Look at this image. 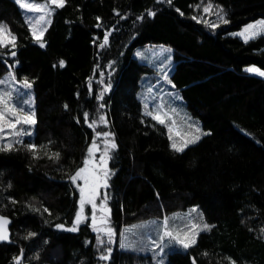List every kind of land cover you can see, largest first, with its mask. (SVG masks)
<instances>
[{
	"label": "trees",
	"instance_id": "1",
	"mask_svg": "<svg viewBox=\"0 0 264 264\" xmlns=\"http://www.w3.org/2000/svg\"><path fill=\"white\" fill-rule=\"evenodd\" d=\"M259 17L264 0H65L41 47L23 9L0 0V22L16 37L14 49L0 47V80L11 70L32 84L26 93L36 119L24 125L31 135L12 137V150H0V216L9 220L0 264H15L22 251L21 264H154L150 254L120 247L123 227L193 204L211 227L188 249L169 251L166 264H264V77L245 69H264V39L230 34ZM155 44L173 48L174 88L209 131L182 152L137 97L150 68L133 52ZM97 132L117 144L100 196L109 214L100 210L99 226L88 219L76 232L59 229L74 223L79 193L70 177ZM5 140L0 136V149ZM94 227H110L111 243Z\"/></svg>",
	"mask_w": 264,
	"mask_h": 264
},
{
	"label": "rangeland",
	"instance_id": "2",
	"mask_svg": "<svg viewBox=\"0 0 264 264\" xmlns=\"http://www.w3.org/2000/svg\"><path fill=\"white\" fill-rule=\"evenodd\" d=\"M24 2L44 4V3H48L49 0H24ZM56 8L57 7L55 5H50V15L46 17V19H50V20L52 19V13ZM22 9L24 11V15L27 22L29 21L30 17H38L39 15L42 14L24 8ZM258 21H264V17H259L257 19L248 21L244 23L241 27L230 31V34L239 37L240 39L245 41L244 37L238 34L241 33L247 25L256 24ZM33 23H35L34 20ZM49 25L50 24L42 23L40 25H37V27L46 28L47 30ZM45 32L46 31H44V34ZM257 39H264V32H262L260 35L255 36L252 39H249L247 42ZM133 56L140 63L145 64L150 68L148 71L144 72L141 75L139 81L140 85L137 90V97L142 104L143 112L145 114L146 112H152L154 115L160 114L162 118L165 119V123L163 125L166 126L168 137L170 136L172 137V139L169 138L170 143L172 144L173 141H175L179 145L195 135H201L202 133H209V131L204 128L202 120L199 117L190 113V111L186 107L182 93L174 88L171 79V70L175 63V53L173 48L166 44L145 45L136 48L133 52ZM250 67H256L261 71H264L262 67L254 63L246 65L245 69H248ZM249 73L260 76L257 73H253V72H249ZM12 76L13 74L11 70H9L5 74V76L0 80L3 81V83H0V97H2L7 102V110L4 109L3 105H0V110L5 111V120L0 121V128L3 129L2 131H0V136H4L6 138V140L4 141L5 145L10 143L9 141L12 137L16 136L14 134L15 130L9 128V125L15 122L12 119L13 113L11 109L15 107L16 108L15 115L21 117L24 114L30 112V104L21 105L18 103L21 97L26 101H30V97L28 95H24V93L27 92V89L22 88V83H21L22 81L19 82L16 80V78L15 80H13L11 78ZM165 77H167V79H165ZM260 77H264V76H260ZM18 89L19 91H17ZM20 127H21L20 125L17 126L18 129ZM22 127L27 131H31L30 127H24V125ZM169 129H171V131ZM196 129H199L200 132H197ZM103 133L104 132L101 133L100 137L96 138V144L98 145L99 151H94V154L91 157L88 155V148L91 146L92 144L91 142L88 145L84 156V161L85 159H89L90 168L93 165L97 166L98 174L101 176H103V169H102L103 165L101 164L99 158L102 155L105 147L104 144L105 137L103 136ZM204 136L205 135H201L200 140ZM83 166L84 165H82V167ZM72 184L79 193L78 209H77L78 212L80 210L79 209L80 192H79V188L77 187V184L83 186V181L78 180L75 184L73 182ZM102 190H103L102 186L97 190V195H96L97 207L95 210L92 209V206L90 204H85L84 207L85 219L82 220V222H80L78 225H76L77 227L76 231H78L81 225L84 224L88 219L90 220L91 223H93L92 220L93 212L95 214L96 223L101 222L102 214L100 213V210H101V206L103 205V202H101L100 196L102 194ZM193 209H195V211H193ZM166 218L168 221L167 229L173 231L174 236L179 235L180 238L183 239L185 233L191 235L193 232H195L196 242L201 233L210 229V228L203 229V225L207 224L211 226V224L208 222V220L202 213L199 205L193 204L188 206L183 211L165 215L162 218H151L144 220L142 222H136L124 226L119 236L120 247L121 245H124V247L121 248L129 249L139 253L150 254L153 258L154 264H166L169 257V251L181 247V245L178 242L174 240H169V238L167 237H165L164 241H160L159 237L165 231L164 221ZM5 219L8 221L5 227L7 229V233L9 237V220L7 218ZM192 225H197L198 227L196 229H191ZM73 226L74 223L72 226L69 227L63 226L62 228L59 229L70 231L69 229H71ZM76 231H72V232H76ZM157 245H160V247H157Z\"/></svg>",
	"mask_w": 264,
	"mask_h": 264
},
{
	"label": "snow or ice",
	"instance_id": "3",
	"mask_svg": "<svg viewBox=\"0 0 264 264\" xmlns=\"http://www.w3.org/2000/svg\"><path fill=\"white\" fill-rule=\"evenodd\" d=\"M15 2L20 7L24 8V9H27V10H30L33 12L42 13L38 17H30L28 23H29V27L31 29L33 38L35 39L36 42H38L40 44L41 47H44L45 44L43 42V34H44V31H46V28H38L37 25H40L42 23L50 24L51 20L46 19V17H48L50 15V5H55L56 7H64L65 0H49L48 3H44V4L25 3L24 0H15ZM210 7H211V5H209V8ZM209 8H205L204 11L207 12L209 10ZM147 14L150 16L155 15V13L151 12V11H149ZM138 19H143V17L142 16L138 17ZM221 19L223 20V17H221ZM33 20L35 21V23H33ZM223 23H228V21L223 20ZM97 26L99 27L100 25H97ZM213 27H215V25H213ZM262 32H264V21H258L256 24L247 25L245 27V29L241 33H239L238 35L243 36L245 39V42H247L249 39H252L257 35H260ZM107 42H108V36L106 34L104 37V44H102L101 47L106 45ZM8 46H10L12 49H14L16 47V37H15V35H13L11 33V30L8 29L6 24L0 22V47H8ZM10 54H11V56L15 57L16 52L11 51ZM59 64H60V67H64L65 62L63 60H61L59 62ZM246 71L257 73L260 76H264V71H261L260 69H258L256 67H250V68L246 69ZM11 78L13 80H15L14 75ZM165 79H167V77H165ZM0 83H3V81H0ZM21 83H22V88H24V89H31V87H32V84L27 79H24ZM17 91H19V89ZM105 91H108V88H106ZM24 95H27V93H24ZM98 98L103 99V93H101ZM18 103L21 105L30 104L31 101H26L21 97L20 100L18 101ZM0 105H3L4 109L7 110V102L2 97H0ZM100 107L103 108L104 105L101 104ZM65 108H67V105H65ZM11 111L13 113L12 119L15 122L11 123L9 125V128L12 130H15L14 134L16 136L31 135L32 133L30 131L25 130L22 126L28 125L31 127V126H34L36 124L35 111L31 110L29 113L24 114L22 117L15 115V113H16L15 107H13L11 109ZM21 111H22V109H21ZM146 114L149 116H152V118L154 120H157L160 124L165 123V119L162 118V116L160 114L154 115L152 112H146ZM83 115H84L85 123H87L90 128H93L95 130V128L97 126V121L95 119L89 121V113H87V112H85ZM4 120H5V111L0 110V121H4ZM99 121H100V123H104V124L107 123L106 118L104 116H100ZM18 125L21 126L19 129L17 128ZM2 130L3 129L0 128V131H2ZM169 130L171 131V129H169ZM196 131L200 132L199 129H196ZM207 134H209V133H202L201 135H207ZM100 135H101V133L97 132L96 138L100 137ZM201 135H195V136L191 137L190 139L186 140L185 142H183L179 145L175 141H173V143L171 144V147L173 150H175L177 152H182L189 144H194L197 141H199L201 138ZM103 136L105 137V140H104L105 147H104L102 155L99 158L101 164L103 165V176L98 174L96 165H93L90 168L89 167V164H90L89 159H85V161L83 162L84 166L79 168L75 172V174L70 177V180L74 184L78 180L83 181V186H80L79 184H77V187L79 188V192H80V201H79V209L80 210L76 214L74 226L71 229H69L70 231H76L77 230L76 225H78L80 222H82V220L85 219V217H84L85 204H90L92 206V209L95 210L97 207V205H96L97 190L101 186H103L105 188H107V186H108L107 185V179L110 176V173L107 170V160L111 158L110 157V150H115L117 148V144L115 142V139L112 138L111 133L105 132V133H103ZM96 138L93 139L91 146L88 148V155L90 157L94 154V151H99L98 145L96 144ZM169 138L172 139L171 136ZM17 142H22V141H17ZM25 147H27L30 151H33V153L35 155L36 145L29 144V145H26ZM12 148H13V145L11 143H9L4 147V149H0V150H12ZM54 156H55V158H59V153H55ZM104 200L105 201L107 200V196L104 197ZM45 211H47V209H45ZM101 211H106V208L103 205L101 206ZM193 211H195V209H193ZM92 220H93V225L95 226L96 220H95L94 212H93ZM7 223H8V221L4 217L0 216V241H6L9 239L7 229L5 227L7 225ZM167 224H168V221L166 218L164 221L165 231L159 237L160 241H164L165 237H167V238H169V240H174V241L178 242L184 249H188L189 247H191L192 245H194L196 243V233L195 232H193L191 235H189L188 233H185V236L182 239V238H180L179 235L174 236L173 231H170L167 229ZM57 227L62 228L63 225H57ZM197 227H198L197 225H192L191 229H196ZM210 227L211 226H209L207 224L203 225V229H209ZM94 230L97 232H104L109 238V243H111V238L114 235V233L110 227H107V228H95L94 227ZM29 235L31 236V235H35V234L30 233ZM97 241L100 244L104 243V241L99 236L97 237ZM121 247H124V245H121ZM157 247H160V245H157ZM111 251H112L111 248H109L107 250L108 254L102 255L100 258L102 260H108L110 258V255H111ZM17 264H19V258H17ZM233 264H235L234 261H233Z\"/></svg>",
	"mask_w": 264,
	"mask_h": 264
},
{
	"label": "water",
	"instance_id": "4",
	"mask_svg": "<svg viewBox=\"0 0 264 264\" xmlns=\"http://www.w3.org/2000/svg\"><path fill=\"white\" fill-rule=\"evenodd\" d=\"M108 168V167H107ZM102 169H103V166H102ZM107 185H108V183H107ZM103 187V186H102ZM108 187V186H107ZM103 188H105V187H103ZM105 222V219L103 220V221H101V222H99V223H95V225L96 226H98V225H101L102 223H104ZM22 257H23V251L20 253V255L17 257V258H19V264H21V262H22ZM17 258H16V260H15V264H17Z\"/></svg>",
	"mask_w": 264,
	"mask_h": 264
},
{
	"label": "flooded vegetation",
	"instance_id": "5",
	"mask_svg": "<svg viewBox=\"0 0 264 264\" xmlns=\"http://www.w3.org/2000/svg\"><path fill=\"white\" fill-rule=\"evenodd\" d=\"M105 214H107V215H108L109 213H108L107 211H105ZM102 217H103V216H102Z\"/></svg>",
	"mask_w": 264,
	"mask_h": 264
}]
</instances>
